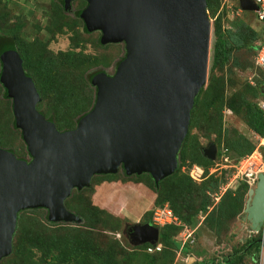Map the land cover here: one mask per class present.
Masks as SVG:
<instances>
[{"label":"water","instance_id":"95a60500","mask_svg":"<svg viewBox=\"0 0 264 264\" xmlns=\"http://www.w3.org/2000/svg\"><path fill=\"white\" fill-rule=\"evenodd\" d=\"M65 5L71 0H64ZM79 17L100 44L123 43L125 56L112 76L91 78L95 104L73 130L58 131L37 110L40 96L15 51L0 55V83L13 101L29 161L0 149V260L12 252L18 213L43 208L51 222H78L65 207L73 189L94 175L148 174L157 185L171 176L188 132L194 99L206 83L210 21L206 0H83ZM253 12L252 0H238ZM210 161L216 147L203 148ZM245 220L264 228V174L247 192ZM133 246L155 245L159 229L128 228ZM190 257L188 261H191Z\"/></svg>","mask_w":264,"mask_h":264},{"label":"rangeland","instance_id":"374dc122","mask_svg":"<svg viewBox=\"0 0 264 264\" xmlns=\"http://www.w3.org/2000/svg\"><path fill=\"white\" fill-rule=\"evenodd\" d=\"M55 5L60 6V0H0V14L5 16V21L9 25L19 24L21 26L18 35L25 42L31 43L38 39L41 44L45 45L46 54L51 57L58 58L60 54L69 51L86 56L80 63H75L70 68L62 65L60 73L62 71L67 76L69 83H77L78 88L85 93L84 95L92 96L95 87L91 84V78L98 73L112 76L117 65L125 56V47L122 43L101 45V32L85 29L81 18L75 17V12H79L86 6L82 0H72L66 5L64 1L59 18H56L55 10H53ZM219 12L223 28L233 32H244L246 24H249L251 29L258 34L260 41L264 40V29L257 24L251 12H244L240 9L238 0H220ZM208 18L211 26L210 49L204 87L207 86L211 74L214 73V77H223L222 128L218 134L215 130L217 119L211 115L213 112L210 111L206 116H203L204 110L201 111L199 108L196 111V125L191 129L190 134L196 137L197 142L203 148H206L210 143L215 144L216 157L211 161L213 163L208 170H211L209 174L215 175L218 184H213V187L207 190L206 195L211 203L207 213L198 214L191 220V225L183 227L188 230L190 237L186 238L187 233L183 235L182 231L176 236L177 242H181V247L186 245L187 252L170 249L172 261L169 264H199L202 260L207 264H227L225 259L229 262L234 261V264H264V246L261 243H259L258 251L254 248L245 249L250 240L259 238L261 242V239L264 238V228L259 233L252 232L249 222L244 219L247 194L243 198V208L237 214L236 211L232 214L233 210L227 208V199L223 201L224 207L217 211L221 216V222L216 224L218 229H215L214 226L211 227L210 223L213 224V221H205L206 215L212 212V208L222 202L226 194H234L241 182L233 178L234 166L251 154L248 152L250 147L256 146L254 133L246 123V107L242 103L255 106L257 100L262 96L261 85L256 82L260 80V72L256 68L250 52L244 49L232 54L222 71L211 72L215 37L213 19L209 14ZM240 35L242 36V33ZM73 44H77V47H73ZM77 78L83 80H77ZM3 92L6 94L5 98ZM0 134V140H2L0 149L11 152L14 156L16 155V158L19 157L17 158L19 160L29 161L21 132L14 125L13 101L7 97L6 88L1 83ZM225 149L230 156L227 161L224 160ZM186 170V164H184L181 171L186 173ZM138 176H127L119 168L118 172L107 180H102L101 175H94L90 178L88 186L79 190L73 189L65 201L72 204L74 213L77 210L84 212V215L90 220L89 223L80 216L78 222H51L46 217L45 209L35 208L22 210L18 213L16 228L18 227L19 230L21 226L26 228L36 226L55 234L62 240L73 235L72 229L88 230L91 233V239L103 251H106L109 248L107 246L115 242L116 247L114 244L112 246L117 264H127V253L136 247L130 244L127 238L125 232L127 225L145 223L148 218L152 222V212L155 209L153 206L155 193L148 188L150 182L147 177L138 178ZM86 205L91 207L87 213L84 210ZM61 251V249L58 250V252ZM34 254L35 257L39 256L36 251ZM160 257L157 255L158 261L161 260ZM190 257L192 260L188 261ZM132 261L135 263V259Z\"/></svg>","mask_w":264,"mask_h":264},{"label":"trees","instance_id":"16d2710c","mask_svg":"<svg viewBox=\"0 0 264 264\" xmlns=\"http://www.w3.org/2000/svg\"><path fill=\"white\" fill-rule=\"evenodd\" d=\"M82 2L86 3L83 0ZM62 4H64V0H60V6L55 5L53 8L56 18L61 17ZM219 9L220 0H206V10L210 18L213 19V34L215 37L212 49V73L215 70L222 71L228 63L230 56L242 49L250 52L252 57H254L257 45L264 43V40L260 41L258 34L251 29L249 24H246L244 32H233L223 28ZM80 12L81 10L79 12L76 11L75 17H79ZM257 24L264 29L263 23L257 22ZM20 28L19 24L9 25L5 21V16L0 14V54L8 50L15 51L18 54L25 75L32 79L39 93L40 103L37 104V110L41 112L44 118L51 121L58 131L73 130L77 122L93 108L96 91L95 89L93 90L92 96L84 95L85 93L78 88L77 83H69L67 76L62 71L60 73V69L62 65L70 68L71 65L80 63L86 56L80 55V53L75 51H69L60 54L58 58L51 57L49 54H46L45 45L41 44L38 39L31 43L25 42L18 35L21 31ZM240 33H242V36ZM73 47H77V44H73ZM0 71H2L1 60ZM259 72L261 77L256 82L258 85H261V94L263 95L264 75L260 70ZM77 80L82 81L83 79L77 78ZM222 83L223 77L218 78L214 77V73L211 74L207 86L200 89L195 97L194 105L190 112L188 132L178 153V165L175 172L171 176L159 181L157 185L148 174L138 176V178L145 176L150 182L148 188L155 193L154 208L167 204L174 217L179 221V225L170 224L159 227V238L155 245H159L161 250L151 254L146 252L149 244L133 247L127 253V264H169L172 261L170 249L175 251L180 249L183 253L187 252L186 245L181 247V242H177L176 236L179 232L184 231L185 228L183 227L191 225V220L198 214L207 213L208 208L211 206L210 199L206 195L207 190L213 187V184H218L215 175L208 174V169L213 162L203 155V147L197 142L196 137L190 134V131L196 125V111L200 108L201 111L204 110L203 116H206L210 111L213 112L211 115L217 119L215 130L220 134L224 106ZM3 96L4 98L6 97L5 92H3ZM242 104L246 107L247 115L245 118L248 128L252 133L264 136V118L257 104L255 106L248 105L245 102ZM254 146L250 147L248 152H252ZM241 154L243 155V153ZM224 155H226L224 160H229L230 156L226 149L224 150ZM184 164H186V168H189L191 165L201 166L205 170L204 180L198 184L193 182L187 173L181 171V167ZM111 177L113 175H101L102 180H107ZM248 189L249 186L241 181L235 193L231 195L226 194L222 202L216 204L212 208V212L206 215L205 221H213V224L210 223L211 227L214 226L215 229H218L216 224L221 222V216L218 215L217 211L222 210L224 207L223 201L227 199V208L233 210L232 214L235 211L237 214L243 208V198L247 194ZM65 207L71 212L74 211L71 203H66L65 201ZM84 210L87 213L91 210V207L86 205ZM74 214L84 218L89 223L90 220L84 215V212L77 210ZM145 223L151 224L150 219L148 218ZM17 228L12 239V252L6 259L0 260V264H117L113 254L114 247H116L115 242L108 245L107 247L109 248L103 251L91 239V233L88 230L81 231L80 228H75L76 230L72 229L73 235L62 240L57 238L55 234L46 232L36 226H31V228L21 226L19 230ZM259 243H261L259 238H254L249 241L245 249L254 248L258 251ZM113 244L114 247L112 246ZM59 249L62 251L58 252ZM34 251L39 254L38 257H35ZM157 255L161 256V260L158 261ZM133 259H135V263H132ZM225 263L234 264L235 262H229L225 259ZM199 264H207V262L202 260Z\"/></svg>","mask_w":264,"mask_h":264},{"label":"built area","instance_id":"2783aa9c","mask_svg":"<svg viewBox=\"0 0 264 264\" xmlns=\"http://www.w3.org/2000/svg\"><path fill=\"white\" fill-rule=\"evenodd\" d=\"M256 6V10L252 13L257 22L264 24V0H252ZM254 64L262 74L264 75V43H259L255 55L253 57ZM257 106L264 118V94L257 100ZM256 139V146L250 155L244 157L241 161L234 166L233 178L237 181L245 182L249 188H253L257 182L259 174H264V136L254 134ZM189 178L195 182L200 183L204 180L205 170L198 165H191L186 170ZM211 170H208V174ZM152 224L156 227H162L165 225L176 224L179 225V221L174 217L171 209L168 205L163 207H157L153 211ZM187 233L186 238L190 237L188 230L184 229L183 235ZM261 244L264 246V238L261 239ZM161 250L159 245L149 246L146 248L147 253L158 252Z\"/></svg>","mask_w":264,"mask_h":264},{"label":"clouds","instance_id":"9594fccd","mask_svg":"<svg viewBox=\"0 0 264 264\" xmlns=\"http://www.w3.org/2000/svg\"><path fill=\"white\" fill-rule=\"evenodd\" d=\"M239 6V5H238ZM208 13V12H207ZM157 208V207H156ZM140 224H142V223H140ZM151 224H152V222H151ZM131 225H133V224H131ZM131 225H127V226H131ZM152 226H154L153 224H152ZM154 227H156V226H154ZM156 228H159V227H156ZM126 229H127V227H126ZM149 246H153V245H149Z\"/></svg>","mask_w":264,"mask_h":264},{"label":"flooded vegetation","instance_id":"af4514ba","mask_svg":"<svg viewBox=\"0 0 264 264\" xmlns=\"http://www.w3.org/2000/svg\"><path fill=\"white\" fill-rule=\"evenodd\" d=\"M130 226H127V229H126V235H127V238H128V234H129V232H128V228H129ZM129 239V238H128Z\"/></svg>","mask_w":264,"mask_h":264},{"label":"crops","instance_id":"0c3cea01","mask_svg":"<svg viewBox=\"0 0 264 264\" xmlns=\"http://www.w3.org/2000/svg\"><path fill=\"white\" fill-rule=\"evenodd\" d=\"M153 195V194H152ZM153 197H155V196H153ZM153 203V202H152ZM133 224H137V223H133ZM163 227V226H162ZM159 229V228H158Z\"/></svg>","mask_w":264,"mask_h":264}]
</instances>
